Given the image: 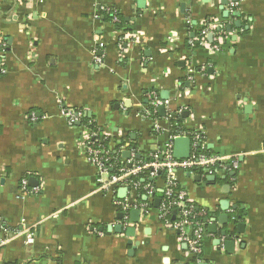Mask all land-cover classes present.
Instances as JSON below:
<instances>
[{"label":"crops","instance_id":"1","mask_svg":"<svg viewBox=\"0 0 264 264\" xmlns=\"http://www.w3.org/2000/svg\"><path fill=\"white\" fill-rule=\"evenodd\" d=\"M222 1L0 0V264H196L159 218L164 182L147 217L125 218L127 191L101 189L83 147L90 127H69L66 109L122 159L167 146L172 122L236 157L237 172L179 171L178 182L207 214L200 264H264V0L242 1L240 17ZM114 11L121 28L105 20ZM207 24L226 33L220 52L210 36L192 43ZM152 92L167 103L159 132Z\"/></svg>","mask_w":264,"mask_h":264},{"label":"built area","instance_id":"2","mask_svg":"<svg viewBox=\"0 0 264 264\" xmlns=\"http://www.w3.org/2000/svg\"><path fill=\"white\" fill-rule=\"evenodd\" d=\"M34 1V0H33ZM244 0H227V10L235 14ZM111 22L120 24L121 20L117 12H113ZM210 36L213 43L210 49L213 52H220L222 41L226 37L223 29L216 30L211 24L205 25L197 38L192 43L197 47L207 46L206 39ZM126 35H119L118 45L121 48L126 41ZM98 63L101 60H97ZM149 107L146 115L154 119V130L159 132L160 127L154 115L158 109L165 107L166 102L159 100L157 94L151 93L148 96ZM62 116L69 127L82 125L83 114L72 109L62 111ZM89 134L84 143V151L88 163L97 170L98 183L101 189L115 193L118 190H127L124 201L116 202V205L126 215L132 210H138L142 217H147L152 211V204L157 197L158 190L156 182L160 175L165 176L164 191L159 207V218L162 223L180 234V240L188 246L190 254L195 257L196 264L201 263L203 240L206 230L205 211H198L189 199V194L180 186L177 172L183 171L190 176L216 175L222 172H237L240 169L239 160L235 157H228L203 149L201 146L204 137L200 133H182L172 135L170 142L164 148L149 154L145 158H139L135 149L130 150L129 158H116L106 146L107 137L99 128H89ZM179 137H189L191 140V153L187 159H178L174 156V140ZM235 178L232 177L231 181ZM22 191L27 192V181H22ZM34 193L39 190L33 189ZM144 200L141 201L140 197ZM175 213V221H170ZM27 244L32 245L35 241L34 234L27 235ZM1 244L5 241L1 240Z\"/></svg>","mask_w":264,"mask_h":264},{"label":"water","instance_id":"3","mask_svg":"<svg viewBox=\"0 0 264 264\" xmlns=\"http://www.w3.org/2000/svg\"><path fill=\"white\" fill-rule=\"evenodd\" d=\"M227 0H223L222 4L226 5ZM240 13H235L234 17H240ZM225 16L228 17V13L225 12ZM237 27L240 28V24H237ZM231 27H228V31L231 32ZM160 113L162 115H164L165 112V107H161L159 108ZM191 153V140L189 137H179L176 138L174 140V156L178 159H187L189 158ZM123 158L128 159L129 158V152H124L123 153ZM139 158H141V156L139 155ZM234 175V174H233ZM197 179H200L199 177H197ZM208 180H215V177H208ZM125 191V190H124ZM127 191V190H126ZM161 200H158L157 203H161ZM131 214L135 217L134 220H132L131 222L134 223L135 225L139 223L140 220V216L141 213L140 211L136 210V211H131ZM240 230L242 231L244 229V224H240L239 225ZM109 231H112L113 228H108ZM123 230L122 226H116L114 228V231L121 233ZM241 231L239 233H241ZM136 235V228H129L128 229V237L129 238H134ZM229 245V243H228ZM231 245H234V243Z\"/></svg>","mask_w":264,"mask_h":264},{"label":"trees","instance_id":"4","mask_svg":"<svg viewBox=\"0 0 264 264\" xmlns=\"http://www.w3.org/2000/svg\"><path fill=\"white\" fill-rule=\"evenodd\" d=\"M104 17H105V20H106V21H109V20L112 19V16H111V15H108V14H106ZM120 20H121V18H120ZM121 26H122V22H121L120 24L117 25V28H121ZM172 124H174L173 127H172V134H173V135H179V134H182V133H187V134L190 133V132H185L183 129H178V127H175V123L172 122ZM82 125H87V126H89V127H91V128H97V126H96L94 123H88V120H87V119H83V120H82ZM114 157H116V158H121V157L118 156V155H116V156H114ZM164 178H165V176H164L163 174H161L159 180L163 181ZM155 199H156V198H155ZM140 200L143 201V200H144V197L141 196V197H140ZM154 201H155V200H154ZM154 201H153V204H154ZM153 204H152V205H153Z\"/></svg>","mask_w":264,"mask_h":264}]
</instances>
